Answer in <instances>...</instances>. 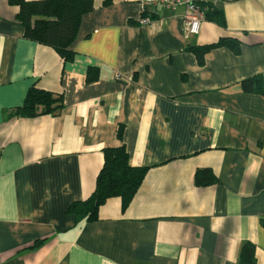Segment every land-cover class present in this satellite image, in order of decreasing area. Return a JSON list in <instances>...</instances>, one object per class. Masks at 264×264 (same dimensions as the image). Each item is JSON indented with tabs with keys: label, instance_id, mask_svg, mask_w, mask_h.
<instances>
[{
	"label": "crops",
	"instance_id": "0c3cea01",
	"mask_svg": "<svg viewBox=\"0 0 264 264\" xmlns=\"http://www.w3.org/2000/svg\"><path fill=\"white\" fill-rule=\"evenodd\" d=\"M200 1L187 37L184 5L94 0L65 59L0 0V264H243L247 242L264 264V0ZM225 38L238 48L192 49ZM32 87L60 112L15 114ZM121 145L139 189L78 219Z\"/></svg>",
	"mask_w": 264,
	"mask_h": 264
},
{
	"label": "trees",
	"instance_id": "16d2710c",
	"mask_svg": "<svg viewBox=\"0 0 264 264\" xmlns=\"http://www.w3.org/2000/svg\"><path fill=\"white\" fill-rule=\"evenodd\" d=\"M12 5L20 6L18 18L22 22L25 35L43 44L53 46L65 59L73 55L71 45L77 35L81 18L94 8V0H8ZM111 0H106L110 3ZM220 15L218 10L214 9ZM223 22V21H222ZM225 45L238 48L233 39H221L210 45L192 47L202 59L208 50ZM93 69L89 70V73ZM88 75V80L96 79ZM246 89L253 90L247 82ZM63 107L62 96L48 90L32 87L25 102L18 107L15 114L22 117H34L42 114H58ZM120 134V133H119ZM146 174V167L132 166L124 145L109 147L104 150V163L97 176L96 188L86 200L72 204L69 212L78 219L93 220L98 217L100 206L110 197L122 198L126 207L139 189ZM206 175V177L204 176ZM204 178V179H203ZM206 178V179H205ZM214 183L210 170L198 171L197 181ZM255 247L245 243L240 255L243 264H255Z\"/></svg>",
	"mask_w": 264,
	"mask_h": 264
},
{
	"label": "built area",
	"instance_id": "2783aa9c",
	"mask_svg": "<svg viewBox=\"0 0 264 264\" xmlns=\"http://www.w3.org/2000/svg\"><path fill=\"white\" fill-rule=\"evenodd\" d=\"M144 5H161L172 9L178 5H184L185 32L187 37L200 33L208 8V6L203 4L200 0H144ZM150 22L151 18L149 16H143L141 18V23L143 24H149Z\"/></svg>",
	"mask_w": 264,
	"mask_h": 264
}]
</instances>
